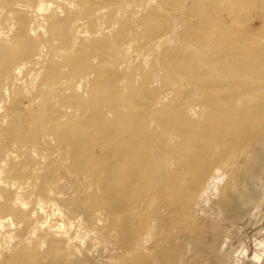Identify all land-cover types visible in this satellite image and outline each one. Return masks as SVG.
<instances>
[{
    "label": "bare ground",
    "instance_id": "6f19581e",
    "mask_svg": "<svg viewBox=\"0 0 264 264\" xmlns=\"http://www.w3.org/2000/svg\"><path fill=\"white\" fill-rule=\"evenodd\" d=\"M127 5L0 0V222L15 232L0 264H86L75 219L112 232L127 264H176V246L145 250L164 206L182 207L197 249L198 200L216 195L238 219L259 205L249 170L264 159V0ZM48 203L68 224L37 227Z\"/></svg>",
    "mask_w": 264,
    "mask_h": 264
},
{
    "label": "rangeland",
    "instance_id": "374dc122",
    "mask_svg": "<svg viewBox=\"0 0 264 264\" xmlns=\"http://www.w3.org/2000/svg\"><path fill=\"white\" fill-rule=\"evenodd\" d=\"M148 2L149 0H127V8L135 11L143 10L147 7ZM170 12L172 13L170 15H173V11L170 10ZM257 23L259 25V22L255 24L257 25ZM249 172L253 175V185L259 191L257 209H248L246 216L243 219H238L234 217L235 213H227L224 210L219 197L216 195H211L208 201L198 200L194 207L197 218L193 223L198 232L197 236L203 239L204 243L196 249L192 242L196 235L191 234L188 228L192 221L187 218L182 207L178 206V209L174 210L166 205L159 214L158 231L148 242L145 250L155 253L167 251L169 247L176 246L181 252V261L176 262V264H264V159L260 160L259 164L253 165ZM63 176L61 185L63 191L67 196L78 199L79 195L71 182L73 177L67 173H64ZM226 176L227 173L222 178L226 179ZM182 180L184 185L192 184L190 176L186 175ZM29 193L36 196L30 189ZM167 199V196H163L160 200L161 204L164 205ZM53 207L52 203L46 204V213L37 227L41 226V222L46 223V226L50 223L56 227L63 222L68 224L66 216H60ZM76 221L77 219H75L72 227V237L81 247L88 250L89 257L84 259L85 262L88 261L86 264H127V257L121 248V244L115 239L112 232L106 230L101 234L96 233L86 221L81 225ZM135 222L139 223V219H135ZM4 224L1 225L0 222V260L3 261L10 257L15 242V239L12 238L15 234L13 226H9L10 223L8 222ZM56 227H53V230L57 229ZM213 233L218 234L217 244L212 242ZM25 237L24 239H29L30 235ZM205 244L213 245V252L210 256L198 254L203 253ZM222 247L224 248L222 249ZM245 251L248 253L247 257H244ZM256 253L262 255L259 262L254 259ZM38 261L41 264L50 263L46 259H39ZM145 264L172 263L167 259L148 255L145 258Z\"/></svg>",
    "mask_w": 264,
    "mask_h": 264
}]
</instances>
